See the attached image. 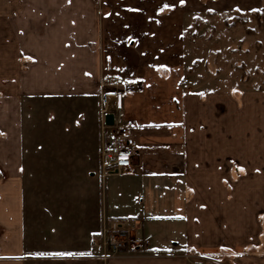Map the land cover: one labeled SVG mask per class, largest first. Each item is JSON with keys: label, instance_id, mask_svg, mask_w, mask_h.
Segmentation results:
<instances>
[{"label": "crops", "instance_id": "obj_1", "mask_svg": "<svg viewBox=\"0 0 264 264\" xmlns=\"http://www.w3.org/2000/svg\"><path fill=\"white\" fill-rule=\"evenodd\" d=\"M257 12L264 55V0H0V264H264V87L183 83L195 18ZM116 78L136 148L108 182Z\"/></svg>", "mask_w": 264, "mask_h": 264}, {"label": "rangeland", "instance_id": "obj_2", "mask_svg": "<svg viewBox=\"0 0 264 264\" xmlns=\"http://www.w3.org/2000/svg\"><path fill=\"white\" fill-rule=\"evenodd\" d=\"M262 32L260 12L251 16L207 14L195 18L184 35L187 60L184 85L204 84L206 90L239 91L254 87L262 90ZM112 175L108 182L126 179L121 174Z\"/></svg>", "mask_w": 264, "mask_h": 264}, {"label": "built area", "instance_id": "obj_3", "mask_svg": "<svg viewBox=\"0 0 264 264\" xmlns=\"http://www.w3.org/2000/svg\"><path fill=\"white\" fill-rule=\"evenodd\" d=\"M125 82L116 78L106 85L100 94V108L103 116L110 114L113 117L112 126L106 127L110 133L106 137L101 150V166L107 174H124L132 167V158L135 153L136 142L125 126L121 114L124 104ZM121 225L106 232L105 246L111 256L124 252L127 244V232Z\"/></svg>", "mask_w": 264, "mask_h": 264}, {"label": "snow or ice", "instance_id": "obj_4", "mask_svg": "<svg viewBox=\"0 0 264 264\" xmlns=\"http://www.w3.org/2000/svg\"><path fill=\"white\" fill-rule=\"evenodd\" d=\"M179 3L181 4V5H183L184 3H185V0H179ZM175 5L174 4H168V3H165L164 5H163V7H161L160 9H159V11H164V9H167V8H171V7H174ZM132 38L131 37H129V40H131ZM240 171H244V169H243V167H241L240 168ZM41 255H43V253H41ZM66 255H71V253H67Z\"/></svg>", "mask_w": 264, "mask_h": 264}, {"label": "water", "instance_id": "obj_5", "mask_svg": "<svg viewBox=\"0 0 264 264\" xmlns=\"http://www.w3.org/2000/svg\"><path fill=\"white\" fill-rule=\"evenodd\" d=\"M104 124H105V126H112V124H113V117H112V115H110V114H106L105 116H104Z\"/></svg>", "mask_w": 264, "mask_h": 264}]
</instances>
